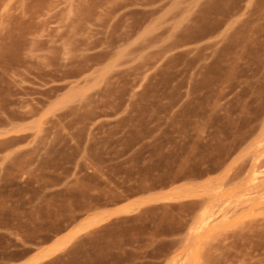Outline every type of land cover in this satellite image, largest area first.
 Wrapping results in <instances>:
<instances>
[{"label": "rangeland", "instance_id": "1", "mask_svg": "<svg viewBox=\"0 0 264 264\" xmlns=\"http://www.w3.org/2000/svg\"><path fill=\"white\" fill-rule=\"evenodd\" d=\"M40 249L264 264V0H0V259Z\"/></svg>", "mask_w": 264, "mask_h": 264}, {"label": "crops", "instance_id": "2", "mask_svg": "<svg viewBox=\"0 0 264 264\" xmlns=\"http://www.w3.org/2000/svg\"><path fill=\"white\" fill-rule=\"evenodd\" d=\"M19 249H26L24 245H20ZM40 250H29L15 259H0V264H47V257H43Z\"/></svg>", "mask_w": 264, "mask_h": 264}]
</instances>
